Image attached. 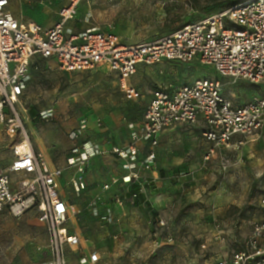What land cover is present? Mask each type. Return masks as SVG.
Instances as JSON below:
<instances>
[{
	"label": "rangeland",
	"instance_id": "rangeland-1",
	"mask_svg": "<svg viewBox=\"0 0 264 264\" xmlns=\"http://www.w3.org/2000/svg\"><path fill=\"white\" fill-rule=\"evenodd\" d=\"M39 1L17 0L22 18L33 21L44 17L50 26L57 23L67 0L44 6L38 5ZM243 1L83 0L76 20L66 28L74 32L113 31L122 42L136 44ZM42 64L39 71L31 73L17 110L35 152L65 170L61 181L64 199L80 210L81 219L87 216L91 221L89 228H81L79 247L66 246V264H82L81 258L88 253L99 258L96 264H218L246 249L253 225L264 220V132L233 149L217 148L207 159L212 147L204 141L203 125H176L166 130L155 150L158 179L150 190V200L140 206L129 199L133 186L127 178L108 191L102 189L113 177H124L120 161L114 157L92 162L86 175L87 188L79 193L69 183L73 174L69 161L74 147L86 140L103 147L127 145L157 88L174 90L200 78H215L222 82L224 95L241 106L264 96V82L220 78L212 67L198 61L166 62L142 67L128 81L137 94L131 98L105 67L65 72L51 63ZM31 110L40 119H33ZM48 110H53V116L43 120L40 114ZM82 119L89 121V129L75 142L72 132ZM96 119L101 120L100 127ZM21 133L11 136L0 123L1 169L14 160V146L21 142ZM146 173L151 175L152 171ZM18 177L12 176L15 181ZM97 196L103 198L108 217H102L98 207L94 213L90 206ZM116 198L124 200L122 208L115 203ZM116 206L127 214L125 222L114 223ZM156 216L164 219L165 228H158ZM96 218L103 221L97 223ZM156 238L161 248L154 251ZM49 245L47 224L35 210L19 217L0 213V264H47L53 260Z\"/></svg>",
	"mask_w": 264,
	"mask_h": 264
},
{
	"label": "built area",
	"instance_id": "built-area-1",
	"mask_svg": "<svg viewBox=\"0 0 264 264\" xmlns=\"http://www.w3.org/2000/svg\"><path fill=\"white\" fill-rule=\"evenodd\" d=\"M42 1L51 4L59 0ZM82 1L67 0L59 11V21L45 28L15 19L8 10L10 0H0V123L5 124L11 136L22 132L21 142L14 146V160L8 167L0 168V213L19 217L35 210L39 214L47 224L50 237L53 260L47 264H66V246L78 247L81 241L70 232L73 221H77L78 209L61 193L65 170L52 166L34 151L17 110L31 73L38 70L40 63H51L65 72H88L105 67L131 98L137 94L128 81L140 68L166 62L198 61L212 67L220 78L253 84L264 82V0H245L170 34L136 44L122 42L113 31L67 30V24L76 20ZM223 91L222 82L210 77L174 90L157 88L151 94L140 126L131 132L125 146L106 148L95 141L80 142L89 129V121L82 119L71 136L80 142L69 161L74 171L69 181L71 187L78 193L86 190V173L91 161L112 156L120 161L124 177H113L102 189L108 191L127 178L136 188L128 191L129 199L135 202L143 198L146 203L156 175L158 178L155 150L166 130L176 125H203L204 141L212 147L207 159L217 148L233 149L264 132V96L236 106ZM52 116L53 110L40 114L43 120ZM95 122L97 127L101 126L100 119ZM146 170L152 174L148 175ZM14 175L19 176L16 181L12 178ZM100 202L97 196L90 204L94 213ZM115 203L122 208L124 200L116 198ZM155 223L160 230L166 227L160 216ZM252 232L245 250L218 264H264V220L256 222ZM159 247L161 242L156 238L154 251ZM81 260L82 264L89 260L95 264L99 258L91 255L89 260Z\"/></svg>",
	"mask_w": 264,
	"mask_h": 264
},
{
	"label": "crops",
	"instance_id": "crops-1",
	"mask_svg": "<svg viewBox=\"0 0 264 264\" xmlns=\"http://www.w3.org/2000/svg\"><path fill=\"white\" fill-rule=\"evenodd\" d=\"M20 1H26V0H20ZM60 1H62V0H60ZM60 1H56V2H53V3H48V2H45V1H42V0H40L39 2H38V5H40V6H44V4H50V5H53V4H55V3H59ZM12 2V3H11ZM14 5V6H13ZM19 2H17V0H10V8H8V10H9V13L15 18V19H17V20H19L20 22H22V23H29V22H33V23H38V24H40V25H43V27H45V28H51V27H53L55 24H53V25H49V24H47V19L46 18H44V17H40V18H32V20L33 21H30V20H25L24 18H22L23 16L21 15V12L19 11ZM61 9V8H60ZM140 69H142V68H140ZM139 72V71H138ZM163 134V133H162ZM162 134H161V136H160V139H161V137H162ZM111 146H115V145H113V144H111V145H109V146H105L106 148H109V147H111ZM116 146H120V145H117L116 144ZM35 151V150H34ZM98 158H95L93 161H96ZM116 159V158H115ZM48 162H49V160H47ZM93 161H91V163H90V165H89V167H88V169H87V172H88V170H89V168H90V166H91V164H92V162ZM49 163H51L52 164V162L50 161ZM52 166H54V165H52ZM72 171H73V169H72ZM124 173V172H123ZM73 174H74V171H73ZM72 174V175H73ZM71 175V177H73ZM86 175H87V173H86ZM158 176H159V172H158ZM70 177V178H71ZM156 179H158L157 178V175H156ZM99 194V193H98ZM102 199V202H100L99 204H97V207L99 208V211H100V214L102 215V217H108V215L107 216H105V214H104V207L106 206V205H104L105 203H103V198H101ZM68 202V201H67ZM69 203V202H68ZM72 205H74V204H72ZM75 206V205H74ZM76 207V206H75ZM76 209H78L77 207H76ZM115 209L118 211L117 213H116V215H114V218H113V220H114V223L115 224H119L121 221L122 222H125L127 219H128V216H127V214L125 213V211H122V209H120V208H118L117 206L115 207ZM78 211V217H77V221L76 220H74L73 221V223H72V227H71V230H70V232H71V234H74V235H76V236H78L79 238H80V241L82 240V230H81V228H83V230H86L87 228H89V224H90V220L88 219V217L87 216H85L83 219H81V215H80V210L78 209L77 210ZM90 211V210H89ZM128 213V212H127ZM102 220V219H101ZM99 218H96V221H97V223L99 222V223H101L102 221H101ZM85 232V231H84ZM80 244H81V242H80ZM79 247V246H78ZM72 249H74V248H72ZM91 257V254H84V256L82 257V258H86L87 260H89V258ZM81 258V259H82ZM90 261V260H89ZM88 264H92V263H88ZM96 264V263H95Z\"/></svg>",
	"mask_w": 264,
	"mask_h": 264
},
{
	"label": "trees",
	"instance_id": "trees-1",
	"mask_svg": "<svg viewBox=\"0 0 264 264\" xmlns=\"http://www.w3.org/2000/svg\"><path fill=\"white\" fill-rule=\"evenodd\" d=\"M235 4H236V3H235ZM235 4H233V5H235ZM182 27H183V26H182ZM180 28H181V27H180ZM180 28H179V29H180ZM179 29H178V30H179ZM175 31H176V30H175ZM43 63H44V62H43ZM42 65H43V64L40 63V64H39V68H38V70H33L32 72H34V71H39V70L41 69V66H42ZM31 117H32L33 119H35V118L40 119V118H39V115H38L34 110H31ZM131 190H132V191H136V188L133 186V189H131ZM135 202H136V206H140L141 203H144V202H143V198H140V200H137V201H135ZM148 209H149L150 212H152L153 215H157L156 212H154L152 209H150V207H148ZM156 217H157V216H156Z\"/></svg>",
	"mask_w": 264,
	"mask_h": 264
}]
</instances>
